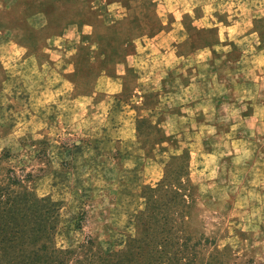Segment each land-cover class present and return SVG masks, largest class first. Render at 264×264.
I'll use <instances>...</instances> for the list:
<instances>
[{"label": "rangeland", "instance_id": "obj_1", "mask_svg": "<svg viewBox=\"0 0 264 264\" xmlns=\"http://www.w3.org/2000/svg\"><path fill=\"white\" fill-rule=\"evenodd\" d=\"M75 6L0 0V240L14 238L7 254L68 248L65 264H264V168L252 177L250 168L239 176L226 167L218 183L205 181L194 145L166 135L156 114L138 117L129 95L110 112L106 104L89 110L86 98L72 101L55 66L25 60L24 43L59 57L45 42Z\"/></svg>", "mask_w": 264, "mask_h": 264}, {"label": "crops", "instance_id": "obj_2", "mask_svg": "<svg viewBox=\"0 0 264 264\" xmlns=\"http://www.w3.org/2000/svg\"><path fill=\"white\" fill-rule=\"evenodd\" d=\"M64 1L75 14L45 42L59 57L21 45L35 67H56L73 102L86 98L89 110L106 104L110 112L129 95L138 117L156 114L153 124L166 135L194 145L205 181L218 183L226 167L239 176L250 168L252 177L264 168L263 7L252 0Z\"/></svg>", "mask_w": 264, "mask_h": 264}, {"label": "trees", "instance_id": "obj_3", "mask_svg": "<svg viewBox=\"0 0 264 264\" xmlns=\"http://www.w3.org/2000/svg\"><path fill=\"white\" fill-rule=\"evenodd\" d=\"M12 240H14V238L6 241L3 239L0 240V264H65V259H63L62 253L70 250L68 248H65V250L62 251L59 249H52V251L41 253V255L36 254V252L29 255L30 252L27 253L23 250H19L18 252L7 254L9 251L3 248V246L7 247V245H9L12 247ZM1 242H3V245ZM78 246H80V244ZM19 254L23 256H19Z\"/></svg>", "mask_w": 264, "mask_h": 264}]
</instances>
